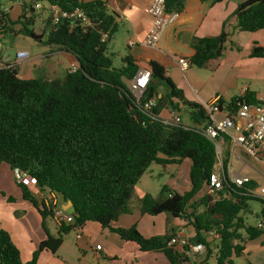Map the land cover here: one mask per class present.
Here are the masks:
<instances>
[{"label":"trees","instance_id":"1","mask_svg":"<svg viewBox=\"0 0 264 264\" xmlns=\"http://www.w3.org/2000/svg\"><path fill=\"white\" fill-rule=\"evenodd\" d=\"M34 1L57 4L68 11L80 8L93 25L84 27L78 21H62L52 28L49 18L47 29L36 35L31 28L35 19L27 17L29 11L13 24L0 0V28L5 30V38L10 29L20 25L19 33L12 31L14 36L24 34L73 55L79 62L75 71L51 80H22L16 68H0V166L22 169L36 180L34 186L19 187L23 200L40 213L46 232L45 222L51 218V212L36 197L38 190L61 193L65 202H72L74 222L59 227L57 237L48 233L26 263L9 233L1 230L0 264H37L43 251L56 254L64 242L63 235L88 222L135 243L141 252H162L171 264L190 263L188 256L170 245L174 231L145 238L136 226L112 227L120 217L134 211L186 220L194 232L191 243L206 248L204 263L208 264L214 256L215 264H236V259L245 255L246 244L264 235V199L251 193L254 181L236 187L228 179L223 180L222 191L214 195L206 192L199 197L207 191L218 162L213 143L196 127L211 122L205 107L188 101L167 77L164 66L151 57L140 60L127 55L120 68L114 66L107 38L118 31L117 16L108 13L102 0ZM186 4L187 0H167L166 9L182 13ZM23 6L30 7L27 3ZM234 15L236 31L264 30V0L245 1ZM230 36L224 26L218 36L195 40V55L186 60L198 69L205 68L223 55ZM252 57L264 58V48L254 47ZM142 62L151 72V80L141 100L157 101L153 111L156 115L170 109L183 113L185 124L166 126L138 111L123 78L132 80ZM162 84L166 85L165 93L159 91ZM242 101L250 105L258 102L255 94L246 92L242 99L232 103L220 99L217 106L233 118L239 109L238 102ZM185 160L191 162L189 191L181 194L164 186L158 199L137 194V185L152 164L181 166ZM252 201L262 204L257 214L259 225H249L243 218ZM213 233L219 238L214 239Z\"/></svg>","mask_w":264,"mask_h":264},{"label":"crops","instance_id":"2","mask_svg":"<svg viewBox=\"0 0 264 264\" xmlns=\"http://www.w3.org/2000/svg\"><path fill=\"white\" fill-rule=\"evenodd\" d=\"M102 1L105 2L108 13L117 16L118 23L116 34L111 39L107 38L108 45L115 36H120L124 42L126 41V50L121 56L119 68L122 66L123 57L127 55H132L140 60L151 57L164 66L167 77L177 89L183 91L184 97L188 101L203 107L220 99L225 103L238 101L243 98L246 92L255 94L257 99L264 98V58L252 57L254 47L264 48V30L254 33L235 30L237 23L235 11L241 3L247 0H187L180 21L163 32L160 44L155 49L142 45L153 25V18L148 13V8L153 0ZM1 3L4 6L3 10L8 15L16 11L19 6L24 5L21 0L18 2L1 0ZM29 8L26 7L25 11H29ZM31 11L36 12L35 10ZM224 26L231 36L223 55L218 59L211 60L203 69L189 64L188 68L183 71L175 57L189 60L195 55V40L218 36ZM7 37L8 35L0 41L4 42ZM129 42L134 43V47H129ZM119 54L121 55V52ZM29 57L21 63L16 61L9 63V66L16 68L18 76L22 80L62 79L67 72L79 66L78 60L73 55L54 46L50 47L48 54L43 56V60L37 61L36 58ZM140 65V70L146 69L143 62ZM5 67H7L6 64L0 62V68ZM125 80L130 85L131 80L123 78V84ZM166 90L165 84L159 88L160 93H165ZM173 113L178 112L171 109L163 110L160 115L163 118H171ZM228 116L229 112L225 110L216 113L212 118L215 121H220ZM221 145L222 154L218 157L220 168L230 177L243 176L240 171H232V159L235 157L237 160H242L243 156L239 152L244 151L239 147L234 148L229 139H225ZM250 158L254 163H257L256 165L261 170H264V163L257 158ZM183 164L191 166L188 160H185ZM247 166L248 163L243 162L241 169ZM252 170L259 172L255 166ZM252 181L254 180L252 179ZM175 183L174 180L168 187L181 194L190 190V188L175 189ZM254 191L256 190L254 189ZM137 194L142 196L148 193L139 194L137 191ZM9 198L13 200H9ZM62 207L66 209L63 204ZM243 218L246 220L245 216ZM49 220L54 222L52 218L46 220V232L38 210L23 200L22 191L15 182L13 170L7 164H2L0 166V231L9 233L13 243L20 250L21 260L24 263L32 259L39 245L47 239L48 233L53 237L58 236L55 234H58L59 226L54 222L57 228V233H55ZM259 224L260 220L257 219L255 225ZM132 226H136L145 238L164 236L172 231L176 234L183 232L191 239L194 236L193 229L186 220L173 218L167 214L150 216L134 211L131 214L123 215L112 225L113 228H130ZM79 230L82 237L77 239L79 231L75 229L73 245H71L72 240L69 237L64 238V242L56 254L43 251L37 264H171L162 252H141L135 243L122 240L116 233L103 229L97 223L88 222ZM175 249L181 253L180 249L177 247ZM186 256L190 259L188 264H202L205 259L202 254ZM241 258L245 264H264V235L248 242L245 255ZM208 264H215L214 256Z\"/></svg>","mask_w":264,"mask_h":264},{"label":"built area","instance_id":"3","mask_svg":"<svg viewBox=\"0 0 264 264\" xmlns=\"http://www.w3.org/2000/svg\"><path fill=\"white\" fill-rule=\"evenodd\" d=\"M167 0H153L148 8V13L153 18V25L145 37L142 45L146 48L155 49L159 46L163 32L178 24L181 18L180 12H168L166 9ZM46 3L50 12V25L52 28L59 25L62 21H78L84 27H91L93 25L87 13L76 8L74 10H63L57 4L48 2H37L35 8H41V4ZM6 35L4 29L0 28V39ZM129 47H134V43L129 42ZM29 53L19 51L17 53L16 62L21 63L27 60ZM180 68L184 71L188 68L189 63L185 58L175 57ZM73 68L71 71H75ZM151 80V72L148 69L140 70L131 80L129 85L130 93L136 100V107L138 111L145 117L150 119L160 120L166 126L185 124L181 118V114L173 113L171 118H163L161 115L153 113L157 107V101H142L141 98L147 89ZM128 90V91H129ZM245 95V93H244ZM243 95V97H244ZM257 103L250 105L247 103L238 102L239 109L235 117H226L223 120H213V115L219 113L217 101L205 107L210 115L211 122L196 126L203 134L213 143L218 157L222 154V142L227 138L232 143L233 147L241 148L248 156L259 159L264 163V98H258ZM189 126V125H188ZM16 184L31 187L36 184V180L22 169L16 168L13 170ZM228 179L229 182L236 187H244L251 182L249 177L229 176L222 170L217 162L213 168L210 176L209 185L207 187V194L214 195L224 189L223 180ZM251 193L264 199V188L258 192L252 190ZM36 197L39 201L44 202L51 212V218L59 226H69L73 224L74 219L71 213L63 209L56 192L49 189L45 191H37ZM79 232L77 239L82 237L80 227L75 228ZM214 239L219 236L211 234ZM191 238L186 236L183 232L177 233L170 242V245L181 250L182 254L199 255L205 252L206 248L202 244L191 243Z\"/></svg>","mask_w":264,"mask_h":264},{"label":"rangeland","instance_id":"4","mask_svg":"<svg viewBox=\"0 0 264 264\" xmlns=\"http://www.w3.org/2000/svg\"><path fill=\"white\" fill-rule=\"evenodd\" d=\"M32 0H21V3L29 4ZM5 3L4 1H2ZM30 5V4H29ZM36 12H32L29 8V13L27 17L33 16L35 19V24L33 27V31L36 35H40L43 33L44 30L47 29V22L50 18V12L48 10V6L46 3L41 4V8H35ZM25 14L24 6H19L16 11H13L9 14V19L14 24L17 22L19 18H22ZM15 27V26H14ZM20 25L16 28L9 30V35L7 37L8 43L4 44L3 50L6 49H13L17 52L25 51L30 54L29 58H36L37 61L43 60V56L48 54L50 47L44 44H40L39 42L35 41L29 36L24 34H18L14 36L12 31H16L19 33ZM46 37L44 36V39ZM126 42V41H125ZM124 39L120 36H115L114 39L108 45V54L112 56L114 66L119 68V64L121 62V56L124 55L126 50ZM121 50V51H118ZM121 52V55L119 54ZM124 85L129 90V82L127 80L124 81ZM130 92V90H129ZM166 115V114H164ZM187 119V117H185ZM239 154L243 156L242 160H237L235 157L232 159V171H240L243 176L251 177L254 180V188L258 192L260 189L264 188V170H261L257 163L248 156L245 152L240 151ZM221 158V157H220ZM243 162L248 163V166L244 169H241V165ZM190 165V161L188 160ZM185 165V166H184ZM255 166L259 170V172H255L252 168ZM189 172L190 167L186 164L182 166H170V167H163L158 164H152L147 172L142 176L140 182L137 185V191L139 194L144 192L151 195L153 198L158 199L161 194L162 187L171 185V182L174 180L176 183L174 184L175 189H189L190 188V179H189ZM250 178V179H251ZM251 179V180H252ZM207 191L205 190L202 192L201 196L205 194ZM199 196V197H201ZM200 199V198H197ZM262 209V204L259 201H252L250 202L249 211L244 215L246 218V222L249 225H255L257 221L256 215ZM49 224L51 228L57 233L56 224L49 220ZM59 230V229H58ZM58 235V234H55ZM76 231L75 229L69 232L68 234L63 235L64 238H70L71 245H73L75 241ZM205 256V252H202V257ZM202 264H206L202 262ZM236 264H245L242 258L236 259Z\"/></svg>","mask_w":264,"mask_h":264},{"label":"water","instance_id":"5","mask_svg":"<svg viewBox=\"0 0 264 264\" xmlns=\"http://www.w3.org/2000/svg\"><path fill=\"white\" fill-rule=\"evenodd\" d=\"M29 4H30V9L34 10L36 2L34 0H32V1H30ZM7 43H8L7 40H5L4 42H0V53H1L0 62L3 64H6V66H9V63L16 60L18 52L16 50H13V49L3 50L4 44H7ZM181 114H183V113H181ZM58 196H59V200H60L61 204H63L65 206L66 210L69 213H74L75 208L73 207V203L70 201L65 202L64 196L61 193H59Z\"/></svg>","mask_w":264,"mask_h":264}]
</instances>
